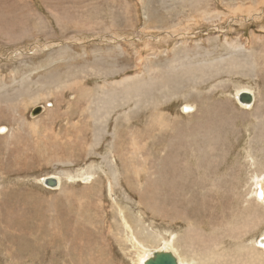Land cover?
Wrapping results in <instances>:
<instances>
[{"label":"rangeland","instance_id":"1","mask_svg":"<svg viewBox=\"0 0 264 264\" xmlns=\"http://www.w3.org/2000/svg\"><path fill=\"white\" fill-rule=\"evenodd\" d=\"M2 127L0 264H264V0H0Z\"/></svg>","mask_w":264,"mask_h":264},{"label":"bare ground","instance_id":"2","mask_svg":"<svg viewBox=\"0 0 264 264\" xmlns=\"http://www.w3.org/2000/svg\"><path fill=\"white\" fill-rule=\"evenodd\" d=\"M234 89H235V88H234ZM241 92H247V93L251 94V96H252V101H251L250 103H246V102L242 103V102H240V101L238 100V95H239ZM234 97L237 99L239 105H240L241 107H244V108L250 107L251 104H252L253 101H254V98H255L254 93H253L250 89H247L246 87L243 88V89H240V90H238V91H235V92H234ZM238 103H237V104H238ZM253 105H254V104H253ZM252 107H253V106H252ZM193 109H194V107H193V106H190V105H187V106H184V107H183V111H187V112H192ZM42 110H43V109H42ZM44 110H45V109H44ZM0 131H1V132H4V131H5V128H4V127L0 128ZM254 175H255V174H254ZM255 176H256V175H255ZM258 176H259V175H258ZM49 177H54V178L57 180V185H56L54 188L58 187V186H59V183H60V178H59L58 176H54V175L49 176ZM71 177H72V176H71ZM91 178H92L91 174H86V175H84V176L82 177V179H83L84 181H89ZM44 179H45V178H42L41 181L44 182ZM70 179H71V178H70ZM253 179H254L255 181H256V179H257V181H256V185L258 186L257 189L255 188V191L253 190V193H254L253 195H256V197H257L258 199H260L261 201H264V188H263V186H264V173H263V175H262L261 178L255 177V178H253ZM44 184H45V183H44ZM252 186H253V185H252ZM110 190H111V189H110ZM124 220H125V219H124ZM123 224H124V227H125L126 232L129 233V234L126 235V239H127L128 241H130L132 248L137 252V251L140 249L141 241L138 240V239H136V238L134 237V235L131 233L132 230L130 229V226L126 223V221H123ZM170 240H171V239H170ZM258 244H261V245H262L261 248L264 250V236H263L262 238H260V240L258 241ZM146 246H148V245H146ZM156 250H164V251H170V252H172V253L175 255L176 259H177V264H185V262H186L185 260H183V258L181 257V255H180V256L178 255V252L175 251L174 247H173L169 242H164V243L161 244L159 247H151V248H147V249L142 250V253H141V254L139 255V257L137 258V264H143V262H144L148 257L151 256L152 252H153V251H156ZM252 250H253V248H252ZM137 253H138V252H137ZM186 260H187V259H186Z\"/></svg>","mask_w":264,"mask_h":264},{"label":"water","instance_id":"3","mask_svg":"<svg viewBox=\"0 0 264 264\" xmlns=\"http://www.w3.org/2000/svg\"><path fill=\"white\" fill-rule=\"evenodd\" d=\"M238 100L242 103H250L252 101V96L247 92H241L238 95ZM41 111L42 107L38 106L32 109L31 115H37ZM44 183L47 186L55 187L57 185V180L54 177H46ZM143 264H177V259L170 251L156 250L152 252L151 256L148 257Z\"/></svg>","mask_w":264,"mask_h":264}]
</instances>
